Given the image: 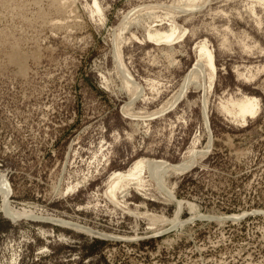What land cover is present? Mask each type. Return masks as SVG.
<instances>
[{
    "label": "rangeland",
    "instance_id": "374dc122",
    "mask_svg": "<svg viewBox=\"0 0 264 264\" xmlns=\"http://www.w3.org/2000/svg\"><path fill=\"white\" fill-rule=\"evenodd\" d=\"M0 177V264H264V0H0Z\"/></svg>",
    "mask_w": 264,
    "mask_h": 264
},
{
    "label": "bare ground",
    "instance_id": "6f19581e",
    "mask_svg": "<svg viewBox=\"0 0 264 264\" xmlns=\"http://www.w3.org/2000/svg\"><path fill=\"white\" fill-rule=\"evenodd\" d=\"M188 1H186V3H187ZM186 3H185V5H186ZM196 6H198V5H196V3L193 1H191V2H188V4L185 6L186 8H188V9H190V8H195ZM71 8H73V7H71ZM149 9V8H148ZM74 11V10H73ZM148 14V13H147ZM152 14V13H151ZM150 15V14H149ZM153 18V17H152ZM158 18V17H157ZM157 18H156V20H157ZM135 20H133V22H134ZM155 22V21H154ZM128 23V22H127ZM135 23V22H134ZM136 23H139V22H136ZM145 25V24H144ZM125 26V25H124ZM123 26V27H124ZM122 27V28H123ZM126 27V26H125ZM125 28H123L122 30H124ZM147 32V39L148 40H154V41H157V42H159V43H169V42H171V40H172V38H174V36H175V34H176V32H177V29H176V27L175 26H171V28L169 29V31H167L166 33H162V32H159L157 29H155V30H150L149 29V31H146ZM120 36H121V34H120ZM133 37V36H132ZM135 37V36H134ZM114 42H115V40H114ZM118 41L116 40V43H117ZM116 46V45H115ZM115 57L117 58V60H118V66H119V68L122 70V69H124L123 67V64H122V62H121V58H120V55H119V53H118V51H116V55H115ZM197 58H198V62H197V64L194 66V68H195V71L196 70H199V74H201L202 76H204L203 75V73L202 72H204L203 70L204 69H208V70H210L212 73L214 72V63H213V56H212V53H211V51L210 50H208L207 49V47L204 45V44H201L199 47H198V49H197ZM193 70V69H192ZM191 70V71H192ZM123 71H125V70H123ZM123 71H121V72H123ZM194 72V71H193ZM192 72V73H193ZM201 72V73H200ZM124 73V72H123ZM189 73V72H188ZM191 73V72H190ZM191 73V74H192ZM196 74V73H195ZM198 74V73H197ZM197 74H196V77H197ZM124 75H126V81L129 79H131V78H128L127 79V76H128V74H127V72H125V74ZM201 76V77H202ZM192 76H190V75H187L186 77H185V79L183 80L184 81V85L183 84H181V85H183V86H181V87H186V85L190 82V81H192L191 79H193L194 77H192ZM124 78H125V76H124ZM203 78V77H202ZM197 79V78H196ZM132 81V80H131ZM182 81V82H183ZM195 81H197V80H195ZM128 82L129 81H127L126 83L128 84ZM133 82V81H132ZM193 82V84H194V81H192ZM202 82H204V81H202ZM211 82H212V75H210L209 76V87H210V85H211ZM130 83V82H129ZM196 83V82H195ZM198 83V82H197ZM134 84V83H133ZM133 84L131 85L130 84V86L132 87L133 86ZM190 84V83H189ZM192 83L190 84L191 86L193 85ZM202 84H204V83H202ZM129 85V84H128ZM127 85V86H128ZM137 84H135L134 86H136ZM189 85V86H190ZM126 86V88H130L129 86L127 87ZM199 86V85H198ZM195 87V86H194ZM200 87V86H199ZM203 87V86H202ZM137 87H134V88H132L135 92L137 91V89H136ZM131 89V88H130ZM130 89H128V90H130ZM187 89V88H186ZM185 89V90H186ZM138 90H139V88H138ZM183 90V89H182ZM181 90V91H182ZM180 91V90H179ZM180 91V92H181ZM134 92V93H135ZM138 92V91H137ZM183 92V91H182ZM139 93V92H138ZM179 95H181V94H179ZM177 97H178V95H177ZM176 99V98H175ZM205 102V101H204ZM204 104H206V103H204ZM204 106V108H203V117H204V124H205V126H207V124H208V122H207V119H206V107H205V105H203ZM222 110L225 112V113H227V114H230L231 116H236L238 119H240V120H243V121H245V118L246 117H250V116H255L257 113H258V111H259V104H258V102L253 98V99H249V98H243L242 100H240V101H238V102H232L231 103V105H229L228 107H226V106H222ZM210 143V142H209ZM208 148V147H207ZM209 149V148H208ZM191 153H193V152H191ZM192 158V157H191ZM194 159V158H193ZM148 161V160H147ZM139 162V163H137V164H135L134 165V167L132 168L134 171H130L131 173H129V175H125V177H122V176H116L113 180H112V182H114L113 184H114V186L111 188L112 190H111V194H113V192H115V190L117 189V188H120V186L121 187H123L124 185H123V181H125V180H123V179H125V178H128V177H133V176H135L143 167L144 168H147L148 169V171H150V176H151V178H153L155 181L157 180L158 182H156V185H157V187H158V183H159V185L161 186V188L163 187L162 186V184L164 183V180H161L159 177H160V174L162 175V173L164 174V173H166V172H168L169 171V173L170 172H173L174 174L175 173H179V172H182V171H184V170H186L190 165L189 164H186L185 162L184 163H181V164H177V165H168V164H166V163H161L160 161L159 162ZM189 162V161H188ZM140 168V169H139ZM168 173V174H169ZM172 173V174H173ZM171 174V173H170ZM162 177V176H161ZM164 177H165V175H164ZM164 177H162L163 179H164ZM5 181V179H3L2 177H0V196L2 197V199H3V207H2V210H3V214L6 216V218H8L9 220H11L12 222H16V221H18L19 219H22L23 217H31L32 216V218H33V215H24V216H22V217H19V218H16V216H19V214H20V212H18V211H14L13 209H11V207L10 206H8V203H9V197H10V190H9V187H8V185H7V183H6V181ZM163 182V183H162ZM138 185H139V182H138ZM125 187V186H124ZM123 187V188H124ZM164 188H165V186H164ZM160 189V188H159ZM158 190V189H157ZM166 190V189H165ZM7 195V196H6ZM170 195H171V192H170ZM169 195V196H170ZM168 196V197H169ZM173 197V196H172ZM6 198V199H5ZM179 208V207H178ZM180 209V208H179ZM179 212V211H178ZM177 215V214H176ZM179 215V214H178ZM176 218V220H177V217H175ZM174 218V219H175ZM24 219V218H23ZM231 219V218H230ZM54 220V219H53ZM176 220H175V222H176ZM52 221V220H51ZM59 222L58 224H66V225H69L68 223H66L65 221L63 222V221H60V220H54V222ZM169 222V221H168ZM51 223V222H50ZM161 223H162V221H161ZM172 223V222H171ZM54 224V223H53ZM60 224V225H61ZM66 225H64V226H66ZM74 225V224H73ZM68 227V226H67ZM74 227H76L75 225H74ZM77 228V227H76ZM75 228V229H76ZM83 228V227H82ZM84 230V229H83ZM87 230V229H86ZM89 230H87V232H88ZM86 232V231H85ZM89 233H93V232H89ZM96 234V233H95ZM98 234V233H97ZM96 234V235H97ZM93 235V234H92ZM100 236H102V235H100ZM100 236H99V238H100Z\"/></svg>",
    "mask_w": 264,
    "mask_h": 264
}]
</instances>
